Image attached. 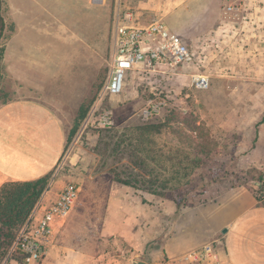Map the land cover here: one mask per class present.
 Segmentation results:
<instances>
[{"label": "crops", "instance_id": "obj_1", "mask_svg": "<svg viewBox=\"0 0 264 264\" xmlns=\"http://www.w3.org/2000/svg\"><path fill=\"white\" fill-rule=\"evenodd\" d=\"M217 1L215 17L198 23L196 30L175 33L188 44L195 60L191 69L188 65L170 70L168 76L176 80L203 75L209 78V86L220 83V90L245 92L243 104L249 111L245 121L250 123L245 137L253 140L250 154L261 156L264 173V0H220L222 5ZM3 2L4 61L13 60L11 65L21 70L37 67L45 74L52 73L48 60L79 57L78 48L86 44L77 42V28L90 27L94 6L102 4L91 0ZM166 3L169 8L170 0ZM227 7L239 10L226 12ZM205 10L210 12L209 5ZM194 63L200 67L195 69ZM201 66L207 69L203 72ZM44 88L40 84L36 89ZM52 106L22 98L0 104V186L38 179L58 163L66 131ZM229 115L236 118L234 110ZM61 187L51 184L42 195V205L51 203ZM176 210L171 201L113 183L102 224V245L116 238L130 255L115 258L106 253L81 259L80 264H172L176 257L218 237L223 264H264V205L248 188H230L210 201L182 207L177 214ZM53 247L45 264L70 262L61 247Z\"/></svg>", "mask_w": 264, "mask_h": 264}, {"label": "rangeland", "instance_id": "obj_2", "mask_svg": "<svg viewBox=\"0 0 264 264\" xmlns=\"http://www.w3.org/2000/svg\"><path fill=\"white\" fill-rule=\"evenodd\" d=\"M166 1L103 0L101 5L94 6L92 25L77 28L81 39L77 42L86 44L85 48L83 45L80 50L78 48L79 57L48 60L51 74H45L37 67L25 66L21 70L11 65L13 60L4 61L3 54L0 104L17 98L49 102L59 113L66 131L63 153L52 170V184L58 187L73 182L81 188L74 209L54 238L53 248L61 247L63 253L70 256L67 264H80L81 259L106 253L115 258L130 255L116 238L103 246L101 230L113 184L109 186L105 173L110 166L128 165L129 156L117 151L115 145L121 141L124 145L128 143L134 136L135 127L157 124L167 117L177 118L172 128L180 131V138L170 129L172 132L167 131L154 139L157 147L165 153L178 150L183 158L189 153V148L182 143L186 134L191 141L205 145L216 154L215 160L222 166L221 174L216 175L206 192L197 190L190 198L191 203L210 201L216 193L237 185L258 190L255 181L248 178H264L261 156L250 154L249 146L253 140L245 137L250 126L245 121V113H249L243 104L245 92L220 90V83L196 90L188 76H175L177 79L172 80L165 69L153 72L147 67L129 72L118 96L103 92L109 77L114 27L118 21H127V13L131 14L132 22L139 25L161 19L173 33L196 30L198 23L216 16V0H170L169 8ZM217 4L222 5V2L218 0ZM206 5L210 12L205 10ZM85 13L88 15L89 10ZM2 44L5 51L7 43L4 39ZM192 65H189L190 69ZM196 65L194 63V68L198 69L200 66ZM184 67L176 69L179 71ZM201 68L202 71L207 69ZM40 84L45 88L36 89ZM154 106H157L156 113L145 117L143 111L152 110ZM83 107L87 109L86 115L68 140ZM233 110L236 120L232 115L228 116ZM0 264L26 263L15 259L9 251Z\"/></svg>", "mask_w": 264, "mask_h": 264}, {"label": "trees", "instance_id": "obj_3", "mask_svg": "<svg viewBox=\"0 0 264 264\" xmlns=\"http://www.w3.org/2000/svg\"><path fill=\"white\" fill-rule=\"evenodd\" d=\"M3 1L0 0V81L2 78L1 61L4 54L2 40L5 39L2 17ZM86 112L87 109L84 107L79 110L68 140H71L76 133ZM174 122H177V118L171 120L167 117L157 124L135 127L134 136L128 139V143L124 145L121 141L115 145L117 151L126 152L129 156L128 165L110 166L105 173V178L109 186L117 183L171 201L177 208V214L180 208L195 205L190 202V198L197 190L201 193L206 192L208 185L216 180V175L218 177L221 174L222 166L215 160L216 154L211 149L201 143L191 141V137L184 133L182 143L189 148V153L183 158L178 150L165 153L157 147L154 139L167 131H173L179 137L180 131L172 128ZM170 129L172 131H169ZM248 180H254L258 185V190L248 189L258 203L264 205L263 176L256 179L248 178ZM52 181L51 171L35 180L6 182L0 186V262L11 250L20 229ZM13 254L15 259H21L16 252Z\"/></svg>", "mask_w": 264, "mask_h": 264}, {"label": "built area", "instance_id": "obj_4", "mask_svg": "<svg viewBox=\"0 0 264 264\" xmlns=\"http://www.w3.org/2000/svg\"><path fill=\"white\" fill-rule=\"evenodd\" d=\"M101 4L103 0H91ZM239 10L238 7H227L226 12ZM126 22H116L113 32V53L109 63V77L103 92L118 96L123 90L126 75L136 69L150 68L170 72L180 66H188L195 60L194 53L188 44L173 33L161 19L145 25L132 22L130 13ZM264 46V39L262 42ZM191 85L196 90L209 88V78L203 75L190 77ZM144 110L145 117L156 113ZM52 182L50 183V185ZM49 185V186H50ZM81 188L78 184H64L51 203L42 205V198L20 229L10 253L16 252L26 264H42L54 244L57 225L64 222L74 209ZM222 239L209 240L201 246L185 252L172 261V264H223L218 251Z\"/></svg>", "mask_w": 264, "mask_h": 264}, {"label": "water", "instance_id": "obj_5", "mask_svg": "<svg viewBox=\"0 0 264 264\" xmlns=\"http://www.w3.org/2000/svg\"><path fill=\"white\" fill-rule=\"evenodd\" d=\"M134 264H146V263L137 261V262H134Z\"/></svg>", "mask_w": 264, "mask_h": 264}]
</instances>
